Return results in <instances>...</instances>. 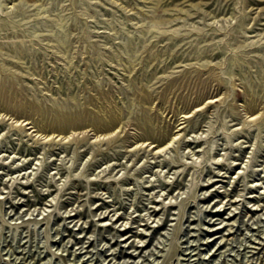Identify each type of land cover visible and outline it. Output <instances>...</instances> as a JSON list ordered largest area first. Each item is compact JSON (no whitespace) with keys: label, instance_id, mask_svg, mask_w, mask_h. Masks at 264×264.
Instances as JSON below:
<instances>
[{"label":"rangeland","instance_id":"1","mask_svg":"<svg viewBox=\"0 0 264 264\" xmlns=\"http://www.w3.org/2000/svg\"><path fill=\"white\" fill-rule=\"evenodd\" d=\"M0 65L80 118L0 100V264H264V0H0Z\"/></svg>","mask_w":264,"mask_h":264},{"label":"bare ground","instance_id":"2","mask_svg":"<svg viewBox=\"0 0 264 264\" xmlns=\"http://www.w3.org/2000/svg\"><path fill=\"white\" fill-rule=\"evenodd\" d=\"M21 45H17V49H21ZM27 90L17 81V79L10 74H6L3 70L2 65H0V100L3 101L4 104L8 106V108H12L23 113L31 114L35 116L37 119V124L40 127L51 126L52 132H63V128L65 126H71L72 124H76L80 118L78 116V108L75 105L70 103H58L52 101L48 105H44L42 100L38 99H29L26 96ZM88 120H93L96 118L89 111L84 113ZM254 118L253 120H255ZM198 157V156H197ZM196 157L195 163L198 162V158ZM214 157V156H213ZM216 162L219 161L218 158H213ZM8 160V159H7ZM218 160V161H217ZM6 161V160H5ZM15 163L14 161L12 164ZM220 163V162H219ZM215 164V163H214ZM224 165V164H223ZM195 166V165H194ZM194 166H191L193 168ZM99 174V173H98ZM101 174V173H100ZM111 176V175H109ZM29 177V176H28ZM30 178V177H29ZM28 178V179H29ZM106 178V177H105ZM27 182V180H26ZM206 183V182H205ZM204 183V184H205ZM26 184V183H25ZM215 184V183H214ZM30 185V184H29ZM202 185V184H201ZM211 185H203L202 188H209ZM26 190V189H25ZM205 191V190H204ZM207 191V190H206ZM52 199L54 197L51 195ZM172 200V199H171ZM210 200V199H209ZM166 202V201H165ZM201 202V201H200ZM210 203V201H209ZM236 203V201H234ZM172 204L171 202L168 204ZM207 204V203H206ZM167 205V204H166ZM205 205V204H204ZM208 205V204H207ZM216 206V205H213ZM234 206V205H232ZM172 207V206H171ZM207 207V206H206ZM162 207L161 209H163ZM214 208V207H213ZM216 208V207H215ZM154 210V209H153ZM261 210V209H260ZM160 211V210H159ZM158 211V213H159ZM256 211V210H255ZM157 212V211H156ZM233 214V213H231ZM230 214V215H231ZM236 214L229 217V220L233 219ZM157 216V215H156ZM251 217V216H250ZM70 218V217H69ZM252 218V217H251ZM104 219V218H103ZM120 219V218H119ZM118 219V220H119ZM123 220V219H122ZM235 220V219H234ZM106 221V220H105ZM231 222H234L233 220ZM230 222V223H231ZM104 223V221H103ZM102 223V224H103ZM123 223V222H122ZM235 223V222H234ZM233 223V224H234ZM122 225V224H121ZM233 226V225H232ZM214 227V226H213ZM227 229V228H226ZM232 230V228L230 229ZM230 233V232H228ZM140 234V233H139ZM142 234V233H141ZM234 234V233H233ZM140 238V237H139ZM232 238V236H231ZM142 239V238H140ZM230 239V238H229ZM144 242V241H142ZM142 245V244H141ZM142 247V246H141ZM113 248V246H112ZM144 248V247H143ZM142 248V249H143ZM132 255V254H131ZM124 257V256H123ZM126 257V256H125ZM40 262V261H39ZM37 264V263H36Z\"/></svg>","mask_w":264,"mask_h":264}]
</instances>
